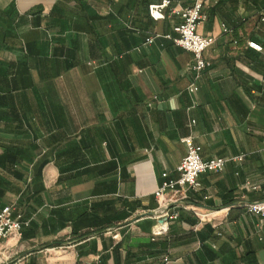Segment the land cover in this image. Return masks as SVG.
<instances>
[{"label": "crops", "instance_id": "obj_1", "mask_svg": "<svg viewBox=\"0 0 264 264\" xmlns=\"http://www.w3.org/2000/svg\"><path fill=\"white\" fill-rule=\"evenodd\" d=\"M162 1L0 0V212L24 223L0 264H264L247 209L264 202V0H203L199 78L166 38L192 2L155 22ZM187 138L204 160H244L165 208Z\"/></svg>", "mask_w": 264, "mask_h": 264}, {"label": "built area", "instance_id": "obj_2", "mask_svg": "<svg viewBox=\"0 0 264 264\" xmlns=\"http://www.w3.org/2000/svg\"><path fill=\"white\" fill-rule=\"evenodd\" d=\"M192 4L186 8H174L172 13L178 16L181 23L174 28L176 37L171 35L166 38L173 41V43L191 53L194 58V64L190 70L196 73L199 78L200 74L211 67V63L205 59V52L214 44L213 38H207L198 33L199 25L206 21V16L203 14L204 2L203 0H190ZM173 2L170 0H164L160 4L149 6L148 12L150 18L155 21H162L166 19L167 11L172 7ZM264 21V17H263ZM154 38H149L147 44H152ZM249 48L263 52V48L253 42L249 43ZM189 92L195 94L198 92V87L192 85L189 88ZM186 148L187 153L183 158L177 171L179 178L177 180H167L155 193V196L162 201L163 207L166 208L170 203L177 202L176 198L181 195L187 189H193L200 191L202 185L200 183V177L207 173H223L225 171L228 162H242L244 157H237L233 159L225 158H212L204 160L201 157V147L194 144L191 138L184 139L182 141ZM168 179V174L164 175ZM256 190V188H252ZM172 194V198L166 200V196ZM248 212L252 215L264 219V202H258L249 204L247 206ZM14 208L7 206L0 212V242L7 241L11 238H20L22 236V230L24 227L23 217L21 214L14 213ZM161 217H167L168 219H177V216L169 217L168 212H162ZM167 223L161 228L153 231V236L158 237L163 235L167 231ZM165 262H168L165 259Z\"/></svg>", "mask_w": 264, "mask_h": 264}, {"label": "water", "instance_id": "obj_3", "mask_svg": "<svg viewBox=\"0 0 264 264\" xmlns=\"http://www.w3.org/2000/svg\"><path fill=\"white\" fill-rule=\"evenodd\" d=\"M168 210H169V209H166V210H165V213L168 212ZM158 215H159L158 213H157V214L155 213V214H152L151 216H152V217H155V216H158ZM168 220H169V219H168L167 217H161L159 223H160L161 225H164V224L168 223Z\"/></svg>", "mask_w": 264, "mask_h": 264}]
</instances>
